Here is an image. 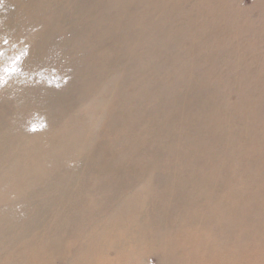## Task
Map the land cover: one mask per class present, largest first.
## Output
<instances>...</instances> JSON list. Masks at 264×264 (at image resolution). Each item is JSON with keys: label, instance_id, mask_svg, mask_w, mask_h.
Returning a JSON list of instances; mask_svg holds the SVG:
<instances>
[{"label": "rangeland", "instance_id": "obj_1", "mask_svg": "<svg viewBox=\"0 0 264 264\" xmlns=\"http://www.w3.org/2000/svg\"><path fill=\"white\" fill-rule=\"evenodd\" d=\"M28 1L0 0L5 57L28 50L0 87V264L38 231L120 264H264V0ZM62 199L82 227L16 240L21 211Z\"/></svg>", "mask_w": 264, "mask_h": 264}, {"label": "bare ground", "instance_id": "obj_2", "mask_svg": "<svg viewBox=\"0 0 264 264\" xmlns=\"http://www.w3.org/2000/svg\"><path fill=\"white\" fill-rule=\"evenodd\" d=\"M34 1L35 0H29L28 2V5H27V8H30V7H32L33 5H34ZM83 1V0H82ZM87 1V0H86ZM84 2V1H83ZM88 2V1H87ZM91 2V1H90ZM94 2V1H93ZM165 2V1H164ZM126 3V2H125ZM86 4V3H85ZM91 4V3H90ZM165 4H166V2H165ZM89 5V4H88ZM127 5V4H126ZM168 5V4H167ZM198 5V4H197ZM200 5V4H199ZM209 5H207V7H208ZM211 6V5H210ZM118 8V7H117ZM144 8V7H143ZM164 8H165V6H164ZM3 9V8H2ZM6 9V8H5ZM9 9V8H8ZM0 10H1V5H0ZM84 10V9H83ZM164 10H166V9H164ZM199 10V11H198ZM9 11V10H8ZM7 11V12H8ZM87 11V10H86ZM85 11V12H86ZM7 12H5V15L7 14ZM12 12V11H11ZM89 12V11H88ZM156 12V11H155ZM210 13V12H213V8L212 9H207L206 7H200L199 9H197L196 10V12L194 11V13H193V17L194 18H196L195 17V15H197V13ZM140 13V12H139ZM163 13H164V11H163ZM207 13H206V15H207ZM76 14V13H75ZM114 14V13H113ZM155 14V13H154ZM8 15V14H7ZM79 15V14H78ZM87 15H89V14H87V12H86V16L85 15H83V16H85V17H87ZM101 15V14H100ZM148 15V14H147ZM203 15V14H202ZM205 15V14H204ZM11 16V15H10ZM80 16V15H79ZM153 16V15H152ZM158 16V15H157ZM150 17V16H149ZM2 18H3V16H2ZM7 18V17H6ZM11 18V17H10ZM52 18V17H51ZM82 19V18H81ZM102 19V18H101ZM176 19H178V18H176ZM193 19V18H192ZM220 20V19H219ZM53 21V20H52ZM177 21V20H176ZM213 20L211 19V21H209L208 20V22H212ZM221 21V20H220ZM80 22V21H79ZM155 22V21H154ZM71 23V22H70ZM77 23V22H76ZM83 23V22H82ZM98 24H99V22H97ZM113 23H114V21H113ZM158 23V22H157ZM160 23V22H159ZM172 23V22H171ZM189 23V22H188ZM81 24V23H80ZM103 24V23H102ZM162 24V23H161ZM165 24H166V22H165ZM173 24H175V23H173ZM52 25H54V24H52ZM59 25V24H58ZM72 25V24H71ZM70 25V26H71ZM76 25H79V24H76ZM82 25V24H81ZM83 25H84V23H83ZM83 25L81 26V27H83ZM92 25V24H91ZM113 26H115L114 24H112ZM160 25V24H159ZM169 25H170V23H169ZM187 25V24H186ZM207 25V22H206V24H205V26ZM62 26V25H61ZM75 26V25H74ZM156 26V25H155ZM172 26V25H171ZM184 26V25H183ZM189 26H190V24H189ZM208 26V25H207ZM79 28H80V26H78ZM77 27V28H78ZM162 27V26H161ZM181 27V26H180ZM187 27V26H186ZM47 28V27H46ZM57 28H59V27H57ZM66 28V27H65ZM74 28V27H73ZM76 28V27H75ZM85 28V27H84ZM93 28V27H92ZM114 28V27H113ZM156 28V27H155ZM159 28V27H158ZM157 28V29H158ZM184 28H185V26H184ZM193 28V27H192ZM202 28H203V26H202ZM53 29H54V27H53ZM160 29V28H159ZM75 30V29H74ZM91 30V29H90ZM156 30V29H155ZM154 30V31H155ZM163 30V29H162ZM176 30V29H175ZM174 30V32H176ZM179 30V29H178ZM177 30V31H178ZM182 30V29H181ZM190 30V29H189ZM201 30V29H200ZM63 31V30H62ZM71 31H72V29H71ZM77 31V30H76ZM103 31V30H102ZM56 32V31H55ZM65 32V31H64ZM90 32V31H89ZM88 32V33H89ZM97 32V31H96ZM40 33V32H39ZM69 33V32H68ZM98 33V32H97ZM177 33V32H176ZM36 34H38V33H36ZM43 34V33H42ZM56 34V33H55ZM64 34V33H63ZM170 34V33H169ZM185 34V33H184ZM195 34V33H194ZM51 35V34H50ZM54 35V34H53ZM58 35V34H57ZM60 35H61V33H60ZM73 35V34H72ZM75 35V34H74ZM175 35H177V34H175ZM63 36V35H62ZM61 36V37H62ZM65 36V35H64ZM68 36V35H67ZM95 36V35H94ZM34 38H35V36H33ZM52 37V36H51ZM100 37V36H99ZM172 37V36H171ZM42 38V37H41ZM55 37H53L52 39H54ZM102 38H103V36H102ZM166 38V37H165ZM170 38V37H169ZM202 38V37H201ZM44 39V38H43ZM109 39V38H108ZM36 39H34V41H35ZM57 40V39H56ZM63 40V39H62ZM66 40H67V38H66ZM96 40V39H95ZM110 40V39H109ZM162 40V39H161ZM42 41V40H41ZM40 41V42H41ZM45 41V40H44ZM55 41V40H54ZM89 41V40H88ZM103 41V40H102ZM107 41V40H106ZM165 41V40H164ZM181 41V40H180ZM47 42H48V40H47ZM56 42V41H55ZM108 42V41H107ZM49 43V42H48ZM52 43H54V42H52ZM59 43H61V42H59ZM58 43V44H59ZM95 43V42H94ZM106 43V42H105ZM111 43H112V41H111ZM135 43V42H134ZM19 44H20V42H19ZM18 44V45H19ZM67 44V43H66ZM177 44V43H176ZM41 45V44H40ZM48 45H50V44H48ZM55 45V44H54ZM140 45V44H139ZM142 45V44H141ZM166 45V44H165ZM170 45V44H169ZM23 46V45H22ZM56 46V45H55ZM65 46V45H64ZM137 46V45H136ZM167 46V45H166ZM172 46V45H171ZM177 46V45H176ZM181 46V45H180ZM41 47V46H40ZM51 47H53V46H51ZM164 47V46H163ZM169 47V46H168ZM173 47V46H172ZM55 48V47H54ZM71 48V47H70ZM91 48H92V46H91ZM69 49V48H68ZM89 49V48H88ZM20 50V49H19ZM56 50V49H55ZM101 50V49H100ZM169 50V49H168ZM173 50V49H172ZM165 51V50H164ZM99 52V51H98ZM107 52V51H106ZM124 52V51H123ZM122 52V53H123ZM170 52V51H169ZM33 53V52H32ZM93 54V53H92ZM101 54V53H100ZM168 54V53H167ZM38 56V55H37ZM167 56V55H166ZM30 57V56H29ZM168 57V56H167ZM27 58V57H26ZM95 58V57H94ZM136 58V57H135ZM170 58V57H169ZM31 59V58H30ZM40 59V58H39ZM88 59V58H87ZM101 59V58H100ZM127 59V58H126ZM173 59V58H172ZM171 59V60H172ZM33 60V59H32ZM53 60V59H52ZM75 60V59H74ZM70 61V60H69ZM76 61V60H75ZM95 61V60H94ZM97 61V60H96ZM33 62V61H32ZM43 62V61H42ZM51 62V61H50ZM49 62V63H50ZM103 62V61H102ZM105 62V61H104ZM24 63V62H23ZM99 63V62H98ZM115 63V62H114ZM33 64V63H32ZM71 64V63H70ZM164 64V63H163ZM169 64V63H168ZM171 64V63H170ZM34 65V64H33ZM36 66V65H35ZM101 66V65H100ZM156 66V65H155ZM41 67V66H40ZM43 67V66H42ZM48 68H49V66H47ZM95 69V68H94ZM97 69V68H96ZM52 70H54L53 68H52ZM42 71V70H41ZM139 71V70H138ZM128 73V72H127ZM149 73V72H148ZM131 79V78H130ZM148 79V78H147ZM113 82V81H112ZM170 84H171V82H170ZM173 84V83H172ZM55 86V85H54ZM118 86V85H117ZM138 86V85H137ZM61 87V86H60ZM59 87V88H60ZM65 87V86H64ZM69 87V86H68ZM69 88H71V87H69ZM142 88V87H141ZM43 89V88H42ZM46 89V88H45ZM54 89V88H53ZM55 91V90H54ZM54 94V93H53ZM41 95V94H40ZM61 95V94H60ZM49 96V95H48ZM69 98V97H68ZM39 99H41V98H39ZM45 99V98H44ZM44 99H42V100H44ZM129 101V100H128ZM176 101V100H175ZM53 103V102H52ZM51 103V104H52ZM61 103V102H60ZM210 105V104H209ZM45 106V105H44ZM152 106H154V105H152ZM142 107V106H141ZM97 108H99V107H97ZM144 108V107H143ZM40 109H41V107H40ZM137 109V108H136ZM45 110V109H44ZM117 110V109H116ZM140 112V111H139ZM49 114V113H48ZM140 114V113H139ZM53 115V114H52ZM132 117V116H131ZM82 119V118H81ZM80 119V120H81ZM137 119V118H136ZM126 120V119H125ZM82 130V129H81ZM73 133V132H72ZM48 137V136H47ZM116 138V137H115ZM66 139V138H65ZM68 139V138H67ZM74 139H75V137H74ZM118 139V138H117ZM71 140V139H70ZM72 141V140H71ZM84 141V140H83ZM82 141V142H83ZM79 142V141H78ZM68 143V142H67ZM80 143V142H79ZM57 144H59L58 142H57ZM65 144V143H64ZM82 144V143H81ZM54 145V144H53ZM71 145H73V144H70V146ZM83 145V144H82ZM60 147H61V145H60ZM64 147V146H63ZM80 149V148H79ZM89 149V148H88ZM55 150V149H54ZM64 150V149H63ZM68 151H69V149H68ZM67 151V152H68ZM70 151H71V149H70ZM69 151V153H71ZM79 151V150H78ZM87 151V150H86ZM50 152V151H49ZM3 153V152H2ZM54 153V152H53ZM56 153H57V151H56ZM59 153H61V152H59ZM63 153V152H62ZM66 153V152H65ZM48 154V153H47ZM55 154V153H54ZM76 154V153H75ZM80 154V153H79ZM60 155V154H59ZM64 155V154H63ZM78 155V154H77ZM52 156V155H51ZM73 156V155H72ZM77 158V157H76ZM75 158V159H76ZM55 159V158H54ZM70 158H68V160H69ZM60 163V162H59ZM74 163V162H73ZM65 164V163H64ZM69 165V164H68ZM71 165V164H70ZM74 165V164H73ZM59 167V166H58ZM57 167V168H58ZM70 167V166H69ZM73 167V166H72ZM130 167V166H129ZM142 167V166H141ZM74 168H76V167H74ZM67 169H68V167H67ZM142 169V168H141ZM144 169V168H143ZM142 169V170H143ZM139 170V169H138ZM62 171H63V169H62ZM110 171H112V170H110ZM132 171H133V169H132ZM67 172V171H66ZM65 172V173H66ZM107 172V171H106ZM135 172H137V171H135ZM63 173V172H62ZM109 173V172H108ZM114 173V172H113ZM116 173H118V172H116ZM71 174H73L74 175V173H71ZM249 174V173H248ZM63 175V174H62ZM72 175V176H73ZM112 175V174H111ZM114 175H115V173H114ZM59 176V175H58ZM118 176V175H117ZM68 177V176H67ZM103 178V177H102ZM58 179V178H57ZM56 179V180H57ZM62 179H63V176H62ZM69 179V178H68ZM75 179V178H74ZM121 179V178H120ZM59 180V179H58ZM61 180V179H60ZM105 180V179H104ZM54 181V180H53ZM71 181V180H70ZM126 181V180H125ZM30 182V181H29ZM57 182H59L60 183V181H57ZM64 182V181H63ZM117 182V181H116ZM115 182V183H116ZM124 182V181H123ZM47 183V182H46ZM52 183H54V182H52ZM56 183V182H55ZM101 183H103V181L101 182ZM105 183V182H104ZM113 183V182H112ZM73 184V183H72ZM100 184V183H99ZM108 183H106V185H107ZM114 184V183H113ZM122 184V183H121ZM126 184V183H125ZM54 185V184H53ZM129 185V184H128ZM14 186H15V184H14ZM25 186V185H24ZM34 186V185H33ZM55 186V185H54ZM57 186V185H56ZM70 186V185H69ZM109 186V185H108ZM107 186V187H108ZM126 186V185H125ZM26 187V186H25ZM100 187V186H99ZM114 187V186H113ZM6 189V188H5ZM53 189V188H52ZM4 190V189H3ZM16 191V190H15ZM230 191V190H229ZM5 192V191H4ZM23 192V191H22ZM109 192V191H108ZM123 192V191H122ZM114 192H112L111 194H113ZM119 193V192H118ZM90 194V193H89ZM102 194V193H101ZM105 194H107V192L105 193ZM21 195V194H20ZM115 195V194H114ZM113 195V196H114ZM120 196H122V195H120ZM11 197V196H10ZM20 197V196H19ZM107 197H108V195H107ZM123 197V196H122ZM195 197V196H194ZM109 198V197H108ZM63 199H64V197H63ZM59 200L58 201V206H55V207H50V208H47V207H45V205H44V203H37V204H33L32 205V207L30 208L31 209V211L30 212H26L25 211V214H23V212L21 211V215L20 216H22V218H20V217H17V218H19L17 221H18V224L20 225V227L22 228V233L17 237V241L19 242L20 241V243H21V241H24L26 238H28V237H30L32 234V232H34V231H38V229L39 228H42L43 226L44 227H47V228H53V229H49L50 231H51V233L53 234V233H59L60 231L59 230H61V232H63V233H70L71 231H73L74 229H79L80 227H82L85 223H84V217L83 218H81L82 216H80V212L79 213H75V211H73L72 209H71V207H70V204H68L67 205V203L66 202H64L65 204H63V203H60V202H63L64 200ZM111 199V198H110ZM122 199V198H121ZM17 200V199H16ZM21 200H22V198H21ZM124 200V199H123ZM122 200V201H123ZM20 201V200H19ZM111 201V200H110ZM121 201V200H120ZM184 202H185V200H183ZM136 202V201H135ZM126 205H125V207L124 208H126V212H125V214H127L128 213V211L130 210V207L132 208V204H133V202L131 203L129 200H127L126 202ZM124 203V204H125ZM100 204V203H99ZM135 204V203H134ZM185 204V203H184ZM119 205V204H118ZM98 206V205H97ZM120 206V205H119ZM93 207V206H92ZM102 207V206H101ZM120 207H122V206H120ZM118 208V207H117ZM14 209V208H13ZM119 210H121V209H119ZM28 211V210H27ZM131 211V210H130ZM20 212V211H19ZM99 212V211H98ZM115 212H116V210H115ZM114 212V213H115ZM119 212H121V211H119ZM141 212V211H140ZM113 213V212H112ZM118 213V212H117ZM142 213H144V212H142ZM100 214H102V213H100ZM145 214V213H144ZM14 216V215H13ZM114 216H116L115 214H114ZM124 216V215H123ZM139 216V215H138ZM145 217V216H144ZM11 218H12V216H11ZM129 218V217H128ZM13 219V218H12ZM21 219V220H20ZM83 219V220H82ZM102 219H103V217H102ZM127 219V218H126ZM126 219H124V220H126ZM139 219V218H138ZM8 220V219H7ZM140 220V219H139ZM14 221V220H13ZM15 221H16V218H15ZM102 221V220H101ZM120 221V220H119ZM127 221V220H126ZM12 222V221H11ZM141 222V221H140ZM110 223V222H109ZM29 224V225H28ZM120 224V223H119ZM18 225V226H19ZM131 225V224H130ZM133 226V225H132ZM7 227V226H6ZM90 227H91V224H90ZM3 228V227H2ZM9 228V227H8ZM124 228V227H123ZM126 229H128V228H126ZM134 229V228H133ZM41 230V229H40ZM130 230H131V228H130ZM143 230H145V229H143ZM3 231H5V235L7 236V234H8V232H7V230L6 229H3ZM44 231V230H43ZM57 231V232H56ZM120 231V230H119ZM127 231V230H126ZM135 231V230H134ZM11 232V231H10ZM62 233V234H63ZM72 233V232H71ZM121 233H122V230H121ZM126 233V232H125ZM135 233V232H134ZM41 233L38 231V232H36V235L33 237V239L31 240V241H29V242H27L26 244H25V252L26 253H29V254H19L20 256H19V258H16V260H14V262H13V264H53V262H54V260L55 259H60V261H61V264H120L123 260H125L126 259V257L128 256V252H127V250L126 249H124V247L123 248H121L120 247V245L119 244H116V243H110V244H105V243H102V244H96V245H93L92 247H88V246H84V247H82V248H80V250H79V252H78V254L76 253V254H68V251H67V249L66 248H68L69 246H68V243H64V242H62L61 241V238L62 237H58V238H56L55 239V237H53L54 238V240H51V241H49V240H47V239H42V237H41V235H40ZM74 234H76V233H73V235ZM141 234V233H140ZM3 234H1V236H2ZM12 235V234H11ZM10 236V235H9ZM44 236V235H43ZM66 236V238H68L67 237V235H65ZM74 236H76V235H74ZM133 236H137V235H132V237ZM15 237V236H14ZM128 237V236H127ZM11 238V237H10ZM9 238V239H10ZM65 238V237H64ZM76 238V237H75ZM111 238V237H110ZM131 238V237H130ZM51 239H52V237H51ZM63 239V238H62ZM132 239V238H131ZM4 240H6V239H4ZM12 240V239H11ZM10 240V241H11ZM128 240V238H123V240H121V241H124V243L126 244V241ZM15 241V240H14ZM67 241V240H66ZM5 243V242H4ZM8 243V242H7ZM121 243V242H120ZM130 243H131V241H130ZM141 243H143V242H141ZM21 244H23V243H21ZM64 244H67V247L64 245ZM124 244V245H125ZM139 244H140V242H139ZM264 244V243H263ZM6 245V244H5ZM19 245V244H18ZM15 246V245H14ZM73 246V245H72ZM6 247V246H5ZM19 247H20V245H19ZM71 249H72V247H70ZM6 250H8V248H5ZM41 250V251H40ZM77 250V249H76ZM110 250H113V252L112 251H110ZM20 251V250H19ZM129 251V250H128ZM137 251V250H136ZM2 252V251H1ZM21 252V251H20ZM113 253V254H112ZM110 254H112V256H110ZM173 255H171V256H167V262H169V263H173V257H172ZM261 256V255H260ZM0 259H1V257H0ZM15 259V258H14ZM172 259V260H171ZM253 259V258H252ZM259 259V258H258ZM261 259V258H260ZM1 261V260H0ZM8 261V260H7ZM164 261H166V260H164ZM254 261V260H253ZM252 261V262H253ZM257 261V260H256ZM261 262V261H260ZM259 263V262H258ZM1 264H4L3 262H1Z\"/></svg>", "mask_w": 264, "mask_h": 264}, {"label": "snow or ice", "instance_id": "obj_3", "mask_svg": "<svg viewBox=\"0 0 264 264\" xmlns=\"http://www.w3.org/2000/svg\"><path fill=\"white\" fill-rule=\"evenodd\" d=\"M8 41L4 40L3 44H7ZM28 55L27 48L23 49L22 51L16 53L13 57H5V50L2 46H0V87L6 85L9 79L13 76L23 75L24 70L22 68L24 58ZM35 77H39V73L33 74ZM57 87L60 86L58 83ZM41 123L39 119L33 121L30 125L32 131L39 130L36 125Z\"/></svg>", "mask_w": 264, "mask_h": 264}]
</instances>
